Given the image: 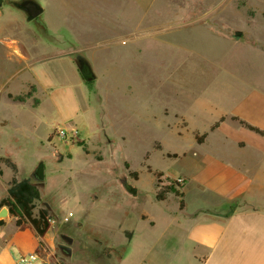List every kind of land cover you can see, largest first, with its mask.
<instances>
[{"label": "rangeland", "instance_id": "374dc122", "mask_svg": "<svg viewBox=\"0 0 264 264\" xmlns=\"http://www.w3.org/2000/svg\"><path fill=\"white\" fill-rule=\"evenodd\" d=\"M11 1L0 7V106L41 45L84 57L96 79L82 80L83 111L68 123L49 104L37 111L42 119L26 105L0 111V156L15 162L17 179L37 183L33 215L46 208L55 221L47 242L5 218L0 264H14L17 242L29 240L23 253L38 256L33 264H146L159 233L145 235L138 216L157 215L155 193L179 177L182 158L168 155L196 147L247 86L264 91V0H37L45 10L30 22ZM10 179L9 170L0 175V197Z\"/></svg>", "mask_w": 264, "mask_h": 264}, {"label": "crops", "instance_id": "0c3cea01", "mask_svg": "<svg viewBox=\"0 0 264 264\" xmlns=\"http://www.w3.org/2000/svg\"><path fill=\"white\" fill-rule=\"evenodd\" d=\"M72 55L41 45L39 52L25 59L21 67L24 75L14 86L18 92L6 90L0 111L7 105H26L42 119L37 111L49 104L62 122L76 119L85 99ZM26 84L34 88L33 94L23 102L14 100L28 87ZM2 90L0 81V94ZM38 117L37 121L42 122ZM221 117L223 121L211 130ZM240 121L261 134L250 131ZM201 133L206 134L201 143L176 155L183 162L178 177L183 180L178 190L181 198L173 193H167L163 200L155 198L163 205L158 214L142 212L138 216L145 235L159 233L148 249L146 264H264V91L257 85L247 86L232 107ZM0 166V175L9 170ZM5 196L6 192L0 200ZM170 200L172 208L167 205ZM49 229L44 235L47 242ZM125 233L132 238L134 231ZM16 247L20 254H27L23 252L32 244L30 240L17 242Z\"/></svg>", "mask_w": 264, "mask_h": 264}, {"label": "trees", "instance_id": "16d2710c", "mask_svg": "<svg viewBox=\"0 0 264 264\" xmlns=\"http://www.w3.org/2000/svg\"><path fill=\"white\" fill-rule=\"evenodd\" d=\"M77 56V55H76ZM76 56L74 61H76ZM89 85L91 83H86ZM31 96V92L26 93L25 95H19L13 97L14 100L18 102L25 101L26 98ZM11 97V95H9ZM223 117H221L217 122H215L210 129L213 130L219 124V122L223 121ZM236 119V118H232ZM240 124L250 131L261 134V131L255 127H252L242 121ZM206 134H202L201 136H195L196 143H201L205 138ZM168 157H176V154L168 155ZM0 164H3L11 171V179L8 184V188L6 190V196L0 200V209L2 207H6L8 210V214L10 217L15 218V226L19 229H22V224L27 223L29 226L35 231L38 237H43L45 233L50 228L49 219L51 216L49 211L46 208L40 209L35 217L33 215V209L35 208V201L39 200L40 193L38 189L37 183L31 181L29 178L17 179L18 168L15 162L8 156H0ZM157 183H159V177L161 173H154ZM175 186L179 187L180 185L175 181L167 187L160 188L155 194L156 200H163L167 193H173L176 197L181 198V194L177 191ZM179 208H183V202L179 201ZM5 225L4 220H0V228ZM129 237V234H125Z\"/></svg>", "mask_w": 264, "mask_h": 264}, {"label": "water", "instance_id": "95a60500", "mask_svg": "<svg viewBox=\"0 0 264 264\" xmlns=\"http://www.w3.org/2000/svg\"><path fill=\"white\" fill-rule=\"evenodd\" d=\"M3 0H0V7L2 6ZM11 5L21 11L25 16V21L30 22L38 18L43 12L44 7L37 0H17L11 1ZM240 33H237L236 36H239ZM76 68L80 74L82 80L86 83H91L96 79V75L90 65V63L82 56L77 55L75 61ZM58 161H61V155H59ZM36 181L44 180V166L43 163H38L36 169L33 173ZM123 187L128 194L136 195V189L127 185L125 180L123 181ZM8 210L6 207H2L0 209V220H4L8 218ZM62 239L66 241V243L70 244L72 239L68 236L63 235ZM59 249L66 254L70 255V248L67 246H60Z\"/></svg>", "mask_w": 264, "mask_h": 264}, {"label": "built area", "instance_id": "2783aa9c", "mask_svg": "<svg viewBox=\"0 0 264 264\" xmlns=\"http://www.w3.org/2000/svg\"><path fill=\"white\" fill-rule=\"evenodd\" d=\"M179 185L182 184L183 180L181 178H177L175 180ZM55 221L53 218L49 219V224H53ZM38 256L35 253H27L21 254L16 260L15 264H33L37 260Z\"/></svg>", "mask_w": 264, "mask_h": 264}]
</instances>
